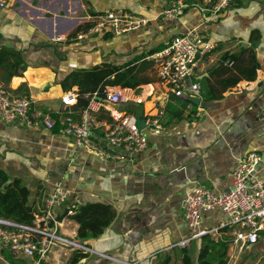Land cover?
<instances>
[{"label": "crops", "instance_id": "crops-1", "mask_svg": "<svg viewBox=\"0 0 264 264\" xmlns=\"http://www.w3.org/2000/svg\"><path fill=\"white\" fill-rule=\"evenodd\" d=\"M198 2L181 7L166 0H18L0 7V45L22 49L27 62L9 85L14 93L34 96V108L52 114H59L64 92L60 81L71 71L101 62L122 64L140 55L153 62L146 71L152 82L144 85L147 91L140 101L120 105L140 115L153 105L152 96L142 101L153 88L157 97L167 90L158 83L152 58L158 51L150 54L151 50L164 48L173 35L195 26L215 45L197 68L199 99L179 105L177 99L189 98L167 97L165 128L128 163L103 161L90 151L76 149L61 130L54 132L39 124L29 128L22 121L5 122L0 117V168L23 178L30 202L40 213L58 184L70 191L74 202H103L116 209L117 218L101 236L81 242L79 223L68 217L59 220L58 232L90 252L76 264H182L175 244L189 234L181 212L186 192L197 184L215 193L229 191L234 187L235 164L252 150L264 156V0H233L218 14L203 11ZM173 7L178 10L175 17L162 14ZM112 9L150 20L122 34L77 37L87 29L74 34L79 26L89 27L95 13ZM242 46L256 49L257 78L241 79L220 99H204L208 82L227 77L213 73L222 56ZM256 176L264 179V166ZM64 210L65 206L56 207V217ZM222 214L206 213L203 226L217 228L228 220ZM193 241L188 248L197 264L201 240ZM255 245H249L251 252L258 249ZM74 249L57 243L45 257L25 259L33 264H67ZM232 250L229 246L228 254ZM242 250H235L228 264L242 263Z\"/></svg>", "mask_w": 264, "mask_h": 264}, {"label": "built area", "instance_id": "built-area-1", "mask_svg": "<svg viewBox=\"0 0 264 264\" xmlns=\"http://www.w3.org/2000/svg\"><path fill=\"white\" fill-rule=\"evenodd\" d=\"M17 1L0 0V7L13 5ZM232 1L199 0L198 5L203 11L218 14L229 7ZM178 2L181 7L188 6L183 0ZM177 13V7L162 11L167 17H175ZM90 20L91 25L86 31L80 32L78 38L106 32L122 34L145 26L150 19L124 9H112L95 13ZM61 39L62 37L57 38ZM214 47L200 27L195 26L173 35L162 50L152 55L158 83L164 84L167 90L161 97H157L153 88L142 100L146 102L148 96L153 97V105L140 114L145 121L144 126L140 125L139 114L121 108L120 105L140 101V95L147 91L145 86H141L139 93L136 88L104 85L91 93L81 94L75 89L62 93L58 111L63 125L61 132L72 140L76 149L95 152L106 161H132L135 155L142 153L149 145L142 131L150 128L152 132L160 133L165 128L167 97L174 94L192 99L200 95L201 85L196 80L197 68ZM227 64L232 65L233 61H227ZM82 99L87 100L85 107L80 106ZM35 102L36 99L31 94L14 93L9 84L0 82V117L5 122L22 121L29 128L39 124L53 129L56 120L51 112L39 109L37 118L32 117ZM263 166V154L252 150L235 164L234 187L231 190L215 193L202 184L188 190L181 212L189 234L175 245L181 249L187 248L193 240L210 232L221 237V228L224 227L228 228L226 233L233 236L229 243L233 248L229 253L230 258H233L235 250H242L246 245L256 243L260 233L264 231V179L256 176ZM70 198V191L58 184L47 199L46 208L35 215L33 223L24 224L0 218V248H8L30 257L35 254L45 257L57 243L69 244L77 249L85 248L82 243L69 240L58 232L59 220L54 210L58 206H65ZM217 209L222 210L228 220L220 222L217 228H205L202 222L204 215ZM68 213L72 214L74 210L69 209Z\"/></svg>", "mask_w": 264, "mask_h": 264}, {"label": "trees", "instance_id": "trees-1", "mask_svg": "<svg viewBox=\"0 0 264 264\" xmlns=\"http://www.w3.org/2000/svg\"><path fill=\"white\" fill-rule=\"evenodd\" d=\"M168 2H178L179 0H166ZM189 6L196 3V0H183ZM88 26H79L74 34ZM163 48L157 46L150 51L154 53ZM227 61H233L228 65ZM152 61L142 60V56L137 55L127 62L116 64L113 62H101L88 68H78L71 71L60 83L64 91L76 88L79 93H91L104 85H120L122 87L136 88L141 91V86L152 82V78L147 74V70L152 66ZM27 67V62L22 49H16L5 45H0V82L9 84L14 76L20 75L22 69ZM259 61L254 46H242L237 52H226L222 56L220 66L214 69L213 73L227 75L219 81L208 82L207 91L204 92V99H220L224 92L241 79L255 80ZM27 92V90L25 91ZM179 105H186L193 102L192 99L176 100ZM86 99H82L80 106L85 107ZM33 106L32 117L37 118V111L41 108ZM196 105L192 108L196 112ZM45 110V109H44ZM56 120V125L52 129L59 132L63 125L61 116L52 114ZM69 209L74 213L69 214ZM40 213L33 203L30 202V189L24 183L21 176L12 175L9 171L0 168V218L10 219L19 223L31 224L35 215ZM68 217L79 223L77 239L81 241L91 240L101 236L106 228L117 218V211L112 204L103 202L80 203L70 200L65 204V210L57 216L58 220ZM227 227L221 228L222 236L217 237L216 233L210 232L200 237L201 243L197 256V264H228L229 243L233 239L232 235L226 233ZM264 236V231L260 237ZM258 242V241H257ZM255 244V243H254ZM253 245L248 244L246 246ZM90 252L83 249H74L67 264H76L82 258L89 256ZM0 255L4 262L9 264H32L25 257L20 256L8 248H0ZM182 264H194V257L190 248H183L180 254ZM33 260L39 258L38 254L32 256Z\"/></svg>", "mask_w": 264, "mask_h": 264}, {"label": "rangeland", "instance_id": "rangeland-1", "mask_svg": "<svg viewBox=\"0 0 264 264\" xmlns=\"http://www.w3.org/2000/svg\"><path fill=\"white\" fill-rule=\"evenodd\" d=\"M148 24V23H147ZM146 24V25H147ZM144 27V26H143ZM142 28V27H141ZM140 29V28H139ZM135 30H138V29H135ZM131 31H133V30H131ZM131 31H128V32H131ZM124 33H126V32H124ZM121 46H122V48L123 49H126L125 48V45H124V43H123V41L121 42ZM141 91H139V93H140ZM143 134L146 136V138L148 139V142H153L154 140H155V137H157V136H159V134L160 133H155V132H152L151 130H150V128H145L143 131ZM79 150H85V149H83V148H81V149H79ZM85 151H87V150H85ZM90 153H92V154H94L95 156H98V154L97 153H95V152H90ZM145 153V152H144ZM147 153V152H146ZM136 156V155H135ZM99 158H101L100 156H98ZM102 159V158H101ZM103 161H106V160H104V159H102ZM109 161H114V160H109ZM115 162V161H114ZM215 211H219L221 214H222V219L223 218H225L227 215L222 211V210H220V209H217V210H215ZM202 222H203V220H202ZM196 241V240H195ZM194 242V241H193ZM256 245V247L258 248V249H256L255 251H250V249L248 248L249 246H245L244 248H243V250L240 252V257L241 258H243L244 259V261L242 262V263H237V264H254V263H260V264H264V236H261L260 238H259V240H258V242H256L255 243ZM71 246V245H70ZM252 245H250V247H251ZM248 252V253H247ZM20 254V256H23V257H27L24 253H19ZM28 257H30V256H28ZM256 263V264H257ZM0 264H9V263H6V262H4L3 261V259H2V257H1V255H0ZM32 264H33V262H32Z\"/></svg>", "mask_w": 264, "mask_h": 264}, {"label": "water", "instance_id": "water-1", "mask_svg": "<svg viewBox=\"0 0 264 264\" xmlns=\"http://www.w3.org/2000/svg\"><path fill=\"white\" fill-rule=\"evenodd\" d=\"M261 85H262V82H260L258 86L260 87ZM198 99H199V97H198ZM139 121H140V125H141V126H144V125H145V121H144L142 115L139 116ZM176 250H177L178 252H181V251H182V249H181L180 247H178V246L176 247Z\"/></svg>", "mask_w": 264, "mask_h": 264}]
</instances>
